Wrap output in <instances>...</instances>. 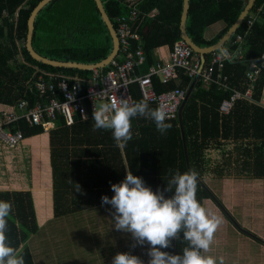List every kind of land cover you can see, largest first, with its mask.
Instances as JSON below:
<instances>
[{
  "label": "trees",
  "instance_id": "obj_1",
  "mask_svg": "<svg viewBox=\"0 0 264 264\" xmlns=\"http://www.w3.org/2000/svg\"><path fill=\"white\" fill-rule=\"evenodd\" d=\"M41 1L0 0V111L13 109L20 114L17 104L22 100L32 107L37 95L30 87L39 76L77 74L87 79L92 73L50 67L30 57L25 48L27 20ZM101 1L115 29L118 17L132 6L139 9L133 29L143 43L142 74L155 63V51L166 48L170 53L174 43L181 40L183 0ZM247 3L248 0H189L188 36L200 48L212 46L236 22ZM251 11L252 16H257L252 26L248 29L247 21L252 16L245 17L224 45V51L231 54L238 48V44L233 43L235 37L245 36L239 47L241 57L226 61L222 73L228 83L240 91L249 86L248 72L258 70V76L252 101L238 100L227 115L221 114L219 107L229 93L214 84L205 87L199 78L193 83L180 117L166 120L172 125L170 129L161 134L151 118L138 115L131 118L132 137L123 147L114 142L110 129L93 127L91 114L87 119L76 114L71 125L58 118L56 126L48 131L41 125L29 126L23 118L7 125L12 133H22L21 142L10 148L20 146L25 139L48 135L55 218L101 205L102 195H112L110 183L122 180L127 169L142 177L153 190L163 189L177 170L181 173L194 170L198 173L197 199L201 203L212 199L222 213L245 232L205 185L204 178L264 179V64L260 59L264 53V0H255ZM219 21L225 27L213 39L206 40L204 31ZM32 46L48 59L91 65L111 53L112 40L94 0H51L34 20ZM211 56L212 53L204 56L205 64ZM152 82L159 94L188 90L193 80L178 69L177 77L168 83H161L158 77H152ZM131 93L134 102L142 100L136 84L131 86ZM147 104L157 107L154 103ZM211 146L220 150V159L213 166L206 158ZM0 199L12 204L6 218L7 241L24 256L25 264H34L26 246L27 240L39 231L32 193L2 190ZM186 245L187 241L172 239L171 247L163 250L177 253Z\"/></svg>",
  "mask_w": 264,
  "mask_h": 264
},
{
  "label": "crops",
  "instance_id": "obj_2",
  "mask_svg": "<svg viewBox=\"0 0 264 264\" xmlns=\"http://www.w3.org/2000/svg\"><path fill=\"white\" fill-rule=\"evenodd\" d=\"M224 27L223 22H216L204 31L203 36L206 40H211ZM168 56V50L160 48L154 52L153 58L155 62L166 63ZM53 126L56 125L48 123L45 128ZM48 138L47 134L28 138L16 148L0 143V170L5 162L11 165L18 158L24 160V168H20V171L12 167L7 173L0 171V191H30L33 195L39 231L27 240L26 246L34 264H112L113 256L119 252L136 255L147 264L148 245L132 247L134 241L131 235L114 228L108 205L101 204L68 216L54 217L53 174ZM226 146L230 147L229 144ZM206 158L213 166L220 159V150L211 146L206 152ZM204 183L246 232L239 230L212 199H204L202 205L210 214L220 218V224L214 231L209 249L203 254L218 259L222 257L223 264H264V179L207 176ZM78 215L83 216V220L79 217L77 219ZM72 218L74 224L67 229L64 225L69 224V219ZM79 220L81 223L78 224ZM77 227H80V234L95 233L92 234L95 236V246H88V249L90 242H84V237L80 238L84 243L76 245ZM36 237L41 238L42 246L37 241L32 248L28 245L29 240ZM95 249L97 251H93Z\"/></svg>",
  "mask_w": 264,
  "mask_h": 264
},
{
  "label": "clouds",
  "instance_id": "obj_3",
  "mask_svg": "<svg viewBox=\"0 0 264 264\" xmlns=\"http://www.w3.org/2000/svg\"><path fill=\"white\" fill-rule=\"evenodd\" d=\"M99 95L107 97V102L94 105L93 127L110 129L119 147L131 139V118L138 115L151 118L161 134L172 127L166 122L162 106L151 108L144 100L130 103L109 92ZM197 176L194 170L182 173L177 170L163 189L153 190L142 177L127 169L122 180L110 183L111 197L101 196V204L109 206L114 228L131 235L134 241L131 246L148 245L147 264H223L222 257L203 254L210 247L220 218L210 214L197 199ZM11 210V202L0 199V264H25L24 256L11 246L5 235L6 218ZM177 238L187 241L181 251L163 250L171 247V240ZM112 264L144 262L129 252H119L113 256Z\"/></svg>",
  "mask_w": 264,
  "mask_h": 264
},
{
  "label": "built area",
  "instance_id": "obj_4",
  "mask_svg": "<svg viewBox=\"0 0 264 264\" xmlns=\"http://www.w3.org/2000/svg\"><path fill=\"white\" fill-rule=\"evenodd\" d=\"M139 13L137 6H132L126 14L117 18L115 31L119 48L115 58L105 67L104 72L100 69H92L87 79L77 74L39 76L30 87V91L37 95V100L32 107H28V102L22 100L17 104L20 114L13 109L1 110L0 143L6 147H15L21 142L22 133L20 131L12 133L7 129V125L21 118L29 126L41 125L45 131H48L53 127L46 129L45 125L56 124L58 118H62L67 125H71L76 114L92 115L94 105L98 106L102 102H107V97L99 95L103 92H109L117 99L126 98L130 103L134 102L131 93L133 84L138 86L142 100L162 106L167 120L176 119L187 90L175 89L158 94L155 91L152 77H158L161 83L165 84L177 77L178 69H182L191 80L200 78L205 87L214 84L219 90L229 93V97L224 99L219 107V112L223 115L229 114L238 100L252 101L258 70L246 74L249 86L245 91L231 86L227 76L222 73L226 61L241 57L239 47L245 36L235 37L233 43L238 44V48L233 53L214 52L207 64H202L200 56L193 52L185 42L177 41L166 63L156 61L146 73L141 74L139 70L145 62L143 43L140 35L133 29ZM3 15L6 14L3 12ZM256 17L253 15L248 19V29ZM133 42H136L135 46ZM260 59L264 64V53Z\"/></svg>",
  "mask_w": 264,
  "mask_h": 264
},
{
  "label": "water",
  "instance_id": "obj_5",
  "mask_svg": "<svg viewBox=\"0 0 264 264\" xmlns=\"http://www.w3.org/2000/svg\"><path fill=\"white\" fill-rule=\"evenodd\" d=\"M50 1L51 0H42L33 9V11L31 12L27 20V35H26V41H25V48L28 54L30 55V57L41 64L54 67V68L92 70V69H102L108 66L109 63L115 58L118 52L119 43H118V38L116 35L115 28L113 27V24L111 23L109 17L106 14L101 0H94V3L112 40V51L105 59L101 60L97 64H91V65L80 64V63H75V62H62V61L45 58L41 56L40 54H38L33 49L32 38H33V31H34V20L37 14L40 12V10ZM254 1L255 0H248L247 5L245 6L244 10L241 12L236 22L227 30V32L215 44H213L212 46L206 47V48H200L191 40V38L187 34L186 20H187V13H188V7H189V0H183L182 13H181L180 25H179L181 40L185 42L191 48L193 52L197 53L200 56L201 62L202 64H204L205 63L204 56L206 54L214 53L217 51L221 53L224 52L223 45L234 35L240 23L244 20L245 17L252 16L251 8L254 4ZM196 80H197L196 78L193 80L192 85L189 87V89L186 92L185 98L180 107L178 117H180L181 110L184 104L186 103L188 96L191 92L193 83Z\"/></svg>",
  "mask_w": 264,
  "mask_h": 264
},
{
  "label": "rangeland",
  "instance_id": "obj_6",
  "mask_svg": "<svg viewBox=\"0 0 264 264\" xmlns=\"http://www.w3.org/2000/svg\"><path fill=\"white\" fill-rule=\"evenodd\" d=\"M16 158H18V157H16ZM7 161H8V158H7ZM24 160L22 159V158H18V161L17 162H12L13 164H11L10 165V163H7V162H5V163H3L2 164V166H4L5 168H2V166H1V172H5V173H7L10 169H12V168H16L17 170H21L20 168H24ZM6 166H7V168H6ZM12 167V168H11ZM238 203V202H237ZM81 218L82 220H83V216H81V215H78V216H76V218L77 219H79V218ZM74 218H72V219H69V224L67 223H65V227L68 229V228H71L72 226H71V224H74L73 223V221H71V220H73ZM235 220V219H234ZM79 223H81V221L79 220L78 221V224ZM63 226V225H62ZM62 226H61V228H62ZM68 226H70V227H68ZM79 229H80V227H77L76 228V237H75V239H78V242L76 243V245L78 244V243H81V242H83L80 238H82V237H84V242L87 240V242L86 243H88V242H90V243H88V245H87V248L89 249V247L88 246H91V245H94V243H95V236L94 235H92V234H95V233H91V232H89V233H87V232H85V233H82V234H80L81 233V231L79 232ZM240 230V229H239ZM245 231V230H244ZM246 232V231H245ZM249 234V233H248ZM90 235H92V236H90ZM90 236V239H87L88 237ZM38 237H41V236H38ZM38 237H36L35 239H30L29 240V243H28V245L30 246V247H32V248H34L35 247V245H34V242L35 243H37V241H38V243L40 244V247L42 246V240H41V238H38ZM71 240H73V239H71ZM72 242V241H71ZM83 242V243H84ZM72 243H69V245H71ZM95 246V245H94ZM67 247H69V246H67ZM93 247V246H92ZM91 247V248H92ZM103 248H105V246L103 245ZM108 248V245L106 244V249ZM71 250V249H70ZM93 251H97L96 249L95 250H93ZM40 253H42V252H40Z\"/></svg>",
  "mask_w": 264,
  "mask_h": 264
}]
</instances>
